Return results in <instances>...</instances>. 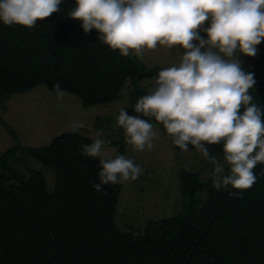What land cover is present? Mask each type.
<instances>
[{"label":"trees","instance_id":"16d2710c","mask_svg":"<svg viewBox=\"0 0 264 264\" xmlns=\"http://www.w3.org/2000/svg\"><path fill=\"white\" fill-rule=\"evenodd\" d=\"M75 6V0H62L59 12L31 29L0 21V107L11 95L38 85L57 91L59 82L85 107L119 99L126 86L125 110L157 123L135 113L134 106L149 94L139 81L158 77L163 68L147 67L132 52L122 56L95 29L85 33L82 21L68 15ZM256 49L259 58L245 73L253 74L256 83L249 94L264 110V41ZM116 129L115 155H124L125 133ZM93 141L64 132L47 145L16 144L0 155V264H264V164L254 168L256 182L238 197L229 193L240 190H217L198 172L181 170L182 209L147 221L135 234L122 231L114 220L123 183L103 185L100 191L93 187L99 183L101 157L82 152ZM206 146L210 155L224 159L222 143ZM188 150L197 151L192 145ZM29 158L52 168L53 192L46 191L40 170L25 166L27 175L19 171ZM202 191H207L203 200L197 196Z\"/></svg>","mask_w":264,"mask_h":264},{"label":"clouds","instance_id":"9594fccd","mask_svg":"<svg viewBox=\"0 0 264 264\" xmlns=\"http://www.w3.org/2000/svg\"><path fill=\"white\" fill-rule=\"evenodd\" d=\"M61 2L0 0V21L31 29L59 12ZM75 4L68 15L82 21L85 33L95 29L104 44L124 57L132 52L143 58L158 46L183 49L177 64L159 71L154 90L138 99L134 112L154 117L181 150L187 152L192 145L210 160L215 165V189L231 186L240 191L229 195L238 197L252 187L254 168L264 164V110L253 103L249 89L256 81L242 70L236 52L255 56L256 46L264 41V0H75ZM206 21L210 26L204 29V39L199 30ZM54 87L62 101L59 82ZM117 125L135 150L153 148L156 135L149 120L121 109ZM82 127L79 121L71 125L73 131ZM102 135L98 130L97 138L82 147L83 154L101 157L94 189L138 179L142 169L132 159L103 158ZM221 143L228 174L206 146Z\"/></svg>","mask_w":264,"mask_h":264},{"label":"rangeland","instance_id":"374dc122","mask_svg":"<svg viewBox=\"0 0 264 264\" xmlns=\"http://www.w3.org/2000/svg\"><path fill=\"white\" fill-rule=\"evenodd\" d=\"M209 26L210 21H206L199 30V35L204 39H207L204 29ZM182 54L179 46L174 49L158 46L155 51H146L143 58H138L147 67L164 69L177 64ZM236 56L241 61L244 72L259 58L258 51L255 56H246L237 50ZM156 78L144 77L138 84L150 93L154 90ZM127 91L124 86L119 99L88 107L83 106L77 96L67 92H64L63 100L60 101L57 99V91H51L44 85L11 95L4 107H0V120L7 127L0 123V155L16 144L20 148L47 145L53 137L72 132V123L79 121L83 127L75 132L93 140L97 138L96 132L103 130L100 137L105 142L102 145L103 158L114 157L116 144L113 141L117 132V117L120 110L127 109L129 105ZM153 125L156 139L151 150L145 148L137 151L125 142L124 156L132 159L142 171L135 181L123 183L114 220L122 231L135 234L142 233L147 221L170 217L182 209L183 197L179 192L178 181L181 170L198 172L201 179L213 181L215 165L210 160L205 159L198 151L185 152L175 148L162 134L159 124ZM217 161L224 166L225 174H228L229 166L225 160ZM25 166L40 170L45 178L46 191H54L55 173L52 168L29 158L25 165L18 167L25 175ZM197 196L201 200L206 199L207 191H202Z\"/></svg>","mask_w":264,"mask_h":264}]
</instances>
